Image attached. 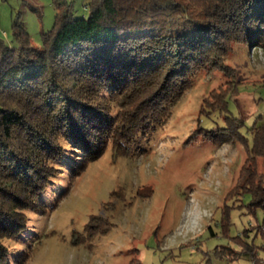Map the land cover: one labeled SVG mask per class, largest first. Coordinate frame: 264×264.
<instances>
[{"label":"trees","instance_id":"1","mask_svg":"<svg viewBox=\"0 0 264 264\" xmlns=\"http://www.w3.org/2000/svg\"><path fill=\"white\" fill-rule=\"evenodd\" d=\"M86 8L88 16L77 18L71 1L57 2L40 48L19 18L18 48L0 39V264H12L3 241L27 231L24 213L36 208L66 146L87 159L79 174L104 155L107 141L120 151L168 121L195 74L227 70L233 43H264V0H88ZM237 90L220 96V105L209 103L200 117L228 111ZM223 117L226 126L237 124L231 134L199 125L196 134L244 145L234 190L243 184L241 194L264 207V176L256 167L264 157V117L250 129L251 139L242 135L244 119Z\"/></svg>","mask_w":264,"mask_h":264},{"label":"rangeland","instance_id":"2","mask_svg":"<svg viewBox=\"0 0 264 264\" xmlns=\"http://www.w3.org/2000/svg\"><path fill=\"white\" fill-rule=\"evenodd\" d=\"M66 1L75 17L88 16V0H0V39L18 48L13 23L19 18L40 48L57 2ZM263 44L233 43L224 59L227 70L195 74L168 121L120 151L107 141L104 155L79 174L87 159L66 146L36 208L24 213L27 231L3 241L11 263L264 264V207L255 205L252 194H241L243 184L234 190L247 158L244 145L196 134L198 125L227 127L231 134L237 124L226 126L223 117L230 113L245 120L241 132L251 139L250 129L264 117ZM237 86L229 112L220 108L200 117ZM256 167L264 176V157ZM94 218L97 228L89 229Z\"/></svg>","mask_w":264,"mask_h":264}]
</instances>
